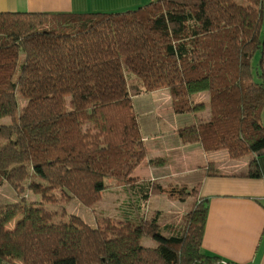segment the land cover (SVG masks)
Listing matches in <instances>:
<instances>
[{
	"label": "trees",
	"instance_id": "obj_1",
	"mask_svg": "<svg viewBox=\"0 0 264 264\" xmlns=\"http://www.w3.org/2000/svg\"><path fill=\"white\" fill-rule=\"evenodd\" d=\"M263 27L264 0H155L109 14L0 12V187L20 198L0 205V264H217L201 251L207 201L199 184L181 193V201H195L179 232L164 227L167 236L156 217L96 218L90 226L46 205L76 199L90 207L106 178L133 185L147 153L133 98L158 90L167 91L173 113L193 115L177 132L182 144L224 150L231 160L252 156L245 177L259 178ZM200 93L206 102L193 99ZM204 168L218 174L211 163ZM25 188L41 201L27 203Z\"/></svg>",
	"mask_w": 264,
	"mask_h": 264
},
{
	"label": "crops",
	"instance_id": "obj_2",
	"mask_svg": "<svg viewBox=\"0 0 264 264\" xmlns=\"http://www.w3.org/2000/svg\"><path fill=\"white\" fill-rule=\"evenodd\" d=\"M153 1L155 0H0V12L109 14L135 10ZM180 128L182 127L176 128L173 134H170L173 140L175 138L173 144L165 143L166 149L172 154L170 158L166 159L169 165L175 167L174 171L179 173H195V167L203 169L202 176L193 184L194 186L199 184L198 197L207 201V213L200 244L201 251L228 264H264V156L258 158L260 177H245L246 167L252 156L247 161L243 158L229 159L230 161H226L228 160L226 159L225 164H219L216 159L217 152L206 153L198 144H182L177 134ZM176 140L178 143H175ZM209 154H215V157L212 158ZM207 163H211L213 169L218 170V174H206L204 167ZM145 173H147L146 170ZM133 178H135L132 182L133 185L142 180L141 176ZM152 184L157 183L152 181L145 186L139 184V191L146 190ZM160 187L161 193L166 194L169 202H173V204L177 202L179 205L188 198L181 201L180 198L177 199L173 194L171 195L173 189ZM2 188H7V185L4 184L0 187V189ZM3 197L7 199L6 196ZM14 200L11 197V201ZM0 203H3L1 199ZM192 207L183 210L184 216ZM155 212L158 214V225L165 228L171 226V222L160 224L159 218L165 214L162 210Z\"/></svg>",
	"mask_w": 264,
	"mask_h": 264
},
{
	"label": "rangeland",
	"instance_id": "obj_3",
	"mask_svg": "<svg viewBox=\"0 0 264 264\" xmlns=\"http://www.w3.org/2000/svg\"><path fill=\"white\" fill-rule=\"evenodd\" d=\"M264 30V27L263 29ZM258 54L252 60V66L257 63ZM194 100L206 102L207 95L200 93L193 97ZM23 105V101L20 100L18 103V113ZM133 106L135 112L138 116V121L140 125V133L142 138H144L145 147L147 149V156L144 161L138 166L137 170L132 173V177L141 176L142 180L136 182L135 185H124L117 183L115 180L106 178L104 179L105 189L102 192L100 201L93 204L90 207H84L76 199H72L69 202L59 201L56 203H48L46 208L50 211H58L61 206L65 208L67 215H76L80 217L84 222L90 226L95 225L96 218H110L115 221L117 220H127L131 222H138L141 219H151L156 217L158 219V214L156 210H162L165 214L159 218L161 225L171 222L172 231L179 232L180 229L185 224V216L182 212L187 208L192 207L194 203V198L192 196H187L185 202L177 205V202H169L166 194H146L143 190L139 191L138 185L145 186L148 183L154 181L159 186H163L164 189L170 188L171 195L179 199L183 191H190L194 186V182L198 181L203 174V169L200 167H195V173L183 174L174 171V166L169 165L166 158H170L172 154L166 149L165 143L173 144V131L178 127L188 126L193 123V115L191 113L186 114H175L171 109L170 96L165 90H158L142 94L138 97L133 98ZM202 119L208 118L207 110L198 114ZM3 124L9 122L8 118H4L1 121ZM163 137V138H161ZM177 137V136H176ZM175 143H178L176 140ZM181 145V144H179ZM188 147V146H185ZM216 159L219 164H225L226 161H230L227 153L224 150L216 151ZM213 154V153H212ZM210 155V154H209ZM212 158L214 155H210ZM251 156L243 158V160H248ZM154 158H163V165H151L148 161ZM202 161V159H200ZM168 162V163H167ZM197 164L196 161H194ZM217 162V163H218ZM241 163V162H240ZM237 164V163H236ZM154 169V170H151ZM202 169V172H201ZM145 170L147 173H145ZM138 173V174H137ZM29 182V180H28ZM25 187H27V183ZM139 183V184H138ZM6 185V184H5ZM25 198L27 203L39 200L40 196L32 194L27 188H25ZM55 195L59 193L55 192ZM0 199L1 204L14 203L20 198L12 190L10 186L7 188L0 189ZM6 196L7 199H4ZM11 197L15 200L11 201ZM186 212V211H185ZM161 215V213H160ZM115 218V219H113ZM158 223V220H157ZM159 233L162 235H169L165 230L164 226H160ZM175 227L177 229H175ZM169 230V229H168ZM170 231V230H169ZM142 245L146 247H154L156 244L148 239L142 240Z\"/></svg>",
	"mask_w": 264,
	"mask_h": 264
},
{
	"label": "built area",
	"instance_id": "obj_4",
	"mask_svg": "<svg viewBox=\"0 0 264 264\" xmlns=\"http://www.w3.org/2000/svg\"><path fill=\"white\" fill-rule=\"evenodd\" d=\"M217 264H228V263L225 261H219Z\"/></svg>",
	"mask_w": 264,
	"mask_h": 264
}]
</instances>
